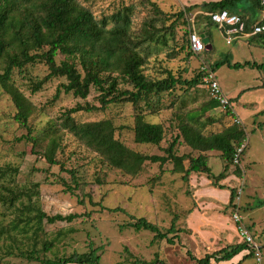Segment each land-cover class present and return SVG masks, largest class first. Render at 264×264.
<instances>
[{
    "label": "rangeland",
    "instance_id": "obj_1",
    "mask_svg": "<svg viewBox=\"0 0 264 264\" xmlns=\"http://www.w3.org/2000/svg\"><path fill=\"white\" fill-rule=\"evenodd\" d=\"M78 1L97 19L132 5V32L139 35L144 23L152 19L157 27L168 29L175 24L173 14L198 0ZM153 3L171 18L156 17ZM200 15L203 16V12L196 9L186 19L179 20L174 38L168 35L166 45H145L148 48V60L144 66L146 76L162 79L171 72L176 77L191 80L204 65L210 68L226 55L233 63L264 64V38L249 40L241 37L227 44L221 30L208 25ZM190 29H195L200 35L208 33L205 36L207 50L200 55L193 54L188 47ZM62 59L64 56L59 54L57 61ZM48 72L43 63H38L28 66L23 74L15 72L13 75L15 84L33 105L29 119L31 141L27 139L28 131L14 118L17 109L11 96L0 85V172L7 171V168L16 170L6 178L0 177V193L3 192L2 186H11L15 191L31 196L30 199L23 197L14 208L0 201V261L4 264H42L41 261L18 256V248L37 250L42 259L53 260L88 252L90 244H93L101 247V264H132L134 259L195 264L188 252L196 258H203L222 247L243 242L234 218L238 214L262 256L260 263L254 255L246 260V264H264V69L220 67L216 74L223 92L232 99L234 113L230 117L227 111L218 108L201 117V121L207 117L215 120L206 127V135L223 131L235 123V119L240 120L239 126L245 129L247 146L240 161L229 164L227 178L220 182L228 188L227 191H237L236 207L225 204L226 190L215 188L205 174L192 173L188 180H184L183 174L173 172L174 164L171 162L163 166L148 162L137 176L115 169L62 124L63 115L68 110L78 105L94 106L92 112L73 114L76 122L109 119L116 127L115 137L128 148L145 155L165 156L164 149L180 134V125L192 113L201 114V109L210 102V94L204 85L199 84L192 89L178 85L171 93L152 97L151 105L141 103L146 121L161 124L165 130L163 142L155 146L135 142L133 128L137 111L131 103L112 104L103 109L100 93L95 88L91 89L87 99L66 94L61 87L67 82L65 78L52 79L33 93L32 82L40 81ZM58 90L61 92L57 97ZM52 139L60 145L55 156L58 165H51L43 156ZM176 153L192 157L199 155L183 142L176 147ZM208 158L216 175L223 172L228 164L217 151L208 152ZM188 164L186 161V168ZM29 204L50 216L77 214L79 217L72 222L48 224L45 221L41 225L42 230L35 235V212H23V205ZM117 207L136 218H147L162 231L169 229L175 220L182 232L176 243L170 245L166 241H154V234L149 231L121 230L120 227L131 220L127 214L109 211ZM18 219L24 223H20L13 232L11 226ZM12 237L14 241H11ZM45 245L51 249L44 253Z\"/></svg>",
    "mask_w": 264,
    "mask_h": 264
},
{
    "label": "trees",
    "instance_id": "obj_2",
    "mask_svg": "<svg viewBox=\"0 0 264 264\" xmlns=\"http://www.w3.org/2000/svg\"><path fill=\"white\" fill-rule=\"evenodd\" d=\"M263 2L264 0H220L186 6L183 10L173 14L172 17H175L176 20L175 24L168 28L170 31L165 26L157 27L152 19L144 23L142 32L138 35L132 32L134 12L132 5L123 6L111 15L97 19L78 0H0V85L11 96L17 109L14 118L28 131L27 139L30 141L33 140L29 122L33 105L15 84L13 75L15 72L23 74L28 66L43 63L49 72L40 81L32 82L33 93L41 90L44 84L52 79L65 78L67 82L61 87L66 94L87 99L91 89L95 88L100 93L99 100L103 109L112 104L131 103L137 111L133 128L135 142L159 146L165 138L164 127L161 124L146 121L140 106L141 103L145 102L147 105H151L152 97L171 93L178 85L186 86L188 89L195 88L199 84L203 85V72L201 71L191 80L176 77L171 72H168L167 76L162 79L149 78L144 74V66L148 60L146 52L148 48H145V45L148 43L166 45L168 35L174 38L176 23L181 19H186L187 15L196 9L203 12V16L200 15V17L204 18L208 25H215L217 28H219L218 25L211 21V14L221 11L238 14L246 24L244 37L248 36L246 38L249 40H263V34L252 35L256 25H264ZM152 5L156 17L171 18L156 4ZM191 32H196L200 37L203 35V42L207 46L205 42L207 32H202L203 34L200 35L195 29H190L188 42ZM189 45L190 42L188 47L191 48ZM181 47L184 50V47ZM191 52L194 54L192 49ZM59 54L64 56L60 62L57 61ZM222 66L232 69L247 66L264 69V64L233 63L229 55L214 62L210 69L217 72ZM60 92L61 90H58L57 97ZM230 101L232 102L231 98ZM218 108L219 104L210 100L201 109V114L195 112L189 115L187 120L180 125V134L164 149L165 156L145 155L128 148L115 137L116 127L109 119L86 123L76 122L73 114L80 111L92 112L95 110L94 106L78 105L76 108L68 110L63 115L62 124L87 148L101 156L106 164L128 175H139L148 162L160 164V166L171 162L174 164L173 172L183 174L184 180H188L192 173H202L212 181L215 188L227 190L228 188L221 185L220 182L227 178L229 164L234 163L237 149L246 140V132L244 128L233 122L221 132L206 135L204 133L206 127L213 124L215 120L207 117L201 121V117ZM227 113L230 117L232 116L231 111H227ZM182 142L192 150L199 152V155L192 157L177 154L176 147ZM59 146V142L52 139L43 154L51 165L59 164L55 159ZM214 151L220 152L228 163L225 170L218 175L213 173L209 165L208 152ZM186 161L189 163L187 168L185 167ZM8 169L1 171L0 177L6 178L9 173L16 171ZM237 174H241L239 170H237ZM2 189L0 201L4 205H8L9 208L16 207L18 203L22 202L23 197L29 199L31 197L29 193L15 191L11 186H2ZM229 190L228 205L236 207L237 191ZM23 209L25 214L35 212L33 216L36 222L35 235L42 230L41 225L45 221L48 224H55L57 222H72L79 217L77 214L50 216L39 207L33 208L31 204L23 205ZM109 211L122 212L130 218L131 221L122 225L121 230L132 228L138 232L149 231L154 234V241H166L168 244L174 245L182 232L180 228H177L175 220L169 229L162 231L147 218H136L121 207L109 209ZM20 223H24V221L18 219L12 224L13 232L18 229ZM11 241H14L13 237ZM50 249L49 245H45L43 252ZM100 249L101 247H94L93 244H90L88 252L74 253L53 260L42 259L37 250L24 251L18 248L17 255L28 260L41 261L42 264H101ZM247 249L250 250V253L243 258L242 261H245L255 255V250L245 242L226 246L203 258H196L190 252L188 255L195 264H212V260L217 263L230 261ZM131 263L165 264L158 259L154 262L134 259ZM0 264L4 263L0 261Z\"/></svg>",
    "mask_w": 264,
    "mask_h": 264
},
{
    "label": "built area",
    "instance_id": "obj_3",
    "mask_svg": "<svg viewBox=\"0 0 264 264\" xmlns=\"http://www.w3.org/2000/svg\"><path fill=\"white\" fill-rule=\"evenodd\" d=\"M210 17L211 21L218 25L224 38L227 40V44H231L235 40L244 37L243 34H245L246 24L238 14H231L228 11H221L211 14ZM260 34L264 35V25H256L252 31V35ZM189 37L190 46L194 54L199 55L207 50V47L203 42V38L200 37L196 32H191ZM202 72L203 85L208 90L211 100H214L219 104V109L223 111H231L232 113H234L233 103L230 101V98H228L223 92L216 72L212 71L208 66L205 65L202 68ZM235 123L238 125L241 124L240 120L238 119H235ZM246 146L247 143L244 141L241 147L237 149L234 163H239L240 156ZM234 218L236 224H238V235L241 237L243 242H245L250 248L255 250L257 262L260 263L262 260V256L259 252V247L254 242L252 234L246 226L241 224L242 218L238 214H235Z\"/></svg>",
    "mask_w": 264,
    "mask_h": 264
},
{
    "label": "crops",
    "instance_id": "obj_4",
    "mask_svg": "<svg viewBox=\"0 0 264 264\" xmlns=\"http://www.w3.org/2000/svg\"><path fill=\"white\" fill-rule=\"evenodd\" d=\"M191 0H188L187 2H189ZM195 1V0H194ZM212 1H220V0H198V1H195L194 3H190L191 5H201V4H204V3H208V2H212ZM261 18V16H260ZM210 48L212 49V47L210 46ZM226 193V200H225V204H228L229 203V199H230V192L229 191H224ZM234 229H236V227L233 226ZM223 248V247H222ZM221 249V248H220ZM250 253V250L247 249V250H244L242 251L239 255L235 256L232 260L230 261H223V262H215L214 260H212V264H246V260L245 261H242L243 258L245 256H247L248 254ZM242 261V262H241ZM241 262V263H240Z\"/></svg>",
    "mask_w": 264,
    "mask_h": 264
}]
</instances>
